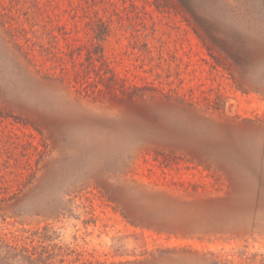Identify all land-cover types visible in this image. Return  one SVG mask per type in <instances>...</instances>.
I'll use <instances>...</instances> for the list:
<instances>
[{
  "label": "rangeland",
  "instance_id": "obj_1",
  "mask_svg": "<svg viewBox=\"0 0 264 264\" xmlns=\"http://www.w3.org/2000/svg\"><path fill=\"white\" fill-rule=\"evenodd\" d=\"M0 264H264V0H0Z\"/></svg>",
  "mask_w": 264,
  "mask_h": 264
}]
</instances>
